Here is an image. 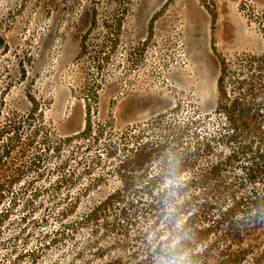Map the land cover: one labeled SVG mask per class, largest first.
Returning <instances> with one entry per match:
<instances>
[{
  "label": "rangeland",
  "instance_id": "1",
  "mask_svg": "<svg viewBox=\"0 0 264 264\" xmlns=\"http://www.w3.org/2000/svg\"><path fill=\"white\" fill-rule=\"evenodd\" d=\"M263 56L264 0H0V166L29 161L28 122L55 142L4 196L0 264L177 263L159 253L176 240L180 196H163L158 223L137 219L126 235L105 227L122 202L84 217L117 190L151 181L169 193L205 166L199 153L173 173L195 140L186 123L213 112L223 73L230 91ZM10 131L25 139L9 142Z\"/></svg>",
  "mask_w": 264,
  "mask_h": 264
},
{
  "label": "trees",
  "instance_id": "2",
  "mask_svg": "<svg viewBox=\"0 0 264 264\" xmlns=\"http://www.w3.org/2000/svg\"><path fill=\"white\" fill-rule=\"evenodd\" d=\"M263 62L264 56L260 60L259 71L253 72L244 81H238L230 91L225 86L223 73L217 80V102L213 112L203 116L204 122L194 118L186 123L184 130L191 132L195 140L190 145L185 144L186 155L175 154L173 173L184 164L193 168L199 153L208 158L205 166L192 169L187 178L179 179L172 185L169 193L154 192L151 181L149 184L142 183L131 192L132 188L128 187L117 190L98 205L93 215L87 214L84 219L90 220L114 203L122 202L117 213L121 220L105 223V227H112L120 235H126L137 219L147 224L158 223L165 208L163 196L168 195L171 199L180 196L179 200H174L171 216L172 222L183 219L177 233H174V244L166 246L163 253L160 251L161 256L176 260L175 264H264ZM86 113L88 115V109ZM202 122L200 131L199 124ZM27 127L26 146L30 151L24 152L28 151L29 161H19L27 162L29 168H36L41 157H45V152L52 151L53 147L49 145L55 142L46 132H37L34 123L28 122ZM190 127L194 129L190 130ZM184 130L171 128L170 135L179 141L185 135ZM10 132L7 133L8 138L13 140L9 142L25 139L20 133ZM12 145L3 146L9 151H2L1 156L9 153L10 157ZM18 155L25 157L23 152ZM143 155L144 151H141L137 156L141 158ZM27 164L13 168L12 162H3L0 166V206L4 196L11 191L12 184L26 173L23 168H27ZM122 172L127 175L131 171L124 168ZM126 192L132 196L128 197ZM28 207L32 208V204ZM8 213V209L0 208V227ZM22 219L26 221L25 214ZM63 228L68 227L63 225ZM134 241L143 242V233H135ZM160 249L159 246L157 251ZM181 256H184L182 260Z\"/></svg>",
  "mask_w": 264,
  "mask_h": 264
}]
</instances>
